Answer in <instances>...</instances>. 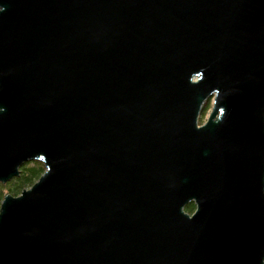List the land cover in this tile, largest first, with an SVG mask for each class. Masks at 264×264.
Segmentation results:
<instances>
[{
  "label": "water",
  "instance_id": "1",
  "mask_svg": "<svg viewBox=\"0 0 264 264\" xmlns=\"http://www.w3.org/2000/svg\"><path fill=\"white\" fill-rule=\"evenodd\" d=\"M30 161L0 264H264V0H0V182Z\"/></svg>",
  "mask_w": 264,
  "mask_h": 264
},
{
  "label": "trees",
  "instance_id": "2",
  "mask_svg": "<svg viewBox=\"0 0 264 264\" xmlns=\"http://www.w3.org/2000/svg\"><path fill=\"white\" fill-rule=\"evenodd\" d=\"M211 108V104L208 103L205 112L207 113ZM45 166L41 161H30L21 167L20 174L14 177L12 180L6 183L0 182V207L6 194L11 193L13 195H19L25 188L31 187L44 173ZM188 212L195 210L194 203H190L186 206Z\"/></svg>",
  "mask_w": 264,
  "mask_h": 264
},
{
  "label": "rangeland",
  "instance_id": "3",
  "mask_svg": "<svg viewBox=\"0 0 264 264\" xmlns=\"http://www.w3.org/2000/svg\"><path fill=\"white\" fill-rule=\"evenodd\" d=\"M209 103L211 104V108H212L213 99ZM211 108H210V110L207 113H204L205 112V110H204V112L202 113V116L200 117V124L204 123L207 120V118L210 115Z\"/></svg>",
  "mask_w": 264,
  "mask_h": 264
}]
</instances>
